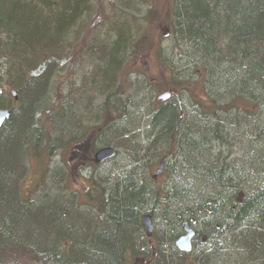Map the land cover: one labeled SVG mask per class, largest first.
Returning a JSON list of instances; mask_svg holds the SVG:
<instances>
[{
  "label": "trees",
  "instance_id": "1",
  "mask_svg": "<svg viewBox=\"0 0 264 264\" xmlns=\"http://www.w3.org/2000/svg\"><path fill=\"white\" fill-rule=\"evenodd\" d=\"M89 10L88 0H0V58L10 62V76L17 81L12 86L19 93L17 102L0 96V110L12 111L0 131V262L17 255L53 264H129L130 258L144 254L153 264H168L163 254L165 248H172L167 236H177L186 219L194 220L212 240L211 248L197 252L196 264H264V0H175L169 50L165 55L161 48L158 51L169 73L170 103L146 115L141 127L146 129V140L135 148L146 160L160 141L163 147L172 140L168 150L182 168L183 181L195 184L183 191L175 207L170 205L171 192L164 187L160 191L153 187L151 192L145 178L129 171L123 179L115 177L112 187H102L103 181L96 183L93 178L101 188L93 191L98 207L91 194L87 198L91 208L86 209L75 195L45 194L49 210L39 209V217L29 211L38 208L33 207L37 203L25 201L18 189L25 162L31 152L39 153L53 140H45L42 130L47 129L40 128V119L47 116L52 121L53 146L79 131L68 112L70 101L67 108L60 105L57 110L48 93L51 73L63 64L65 42ZM130 36L126 27L115 31L105 47L109 50L102 57L105 64L91 81L101 97L107 96L102 109L121 97L116 85L118 62ZM145 44L136 45L139 52ZM184 60L189 64H176ZM38 72L42 77L36 76ZM197 85L209 100L208 114L202 103L191 100ZM127 105V101L118 105L124 107L125 117ZM188 107L193 112H187ZM229 120L236 122L231 140L226 128ZM110 128L116 137L133 133L118 122ZM234 165L235 178L230 174ZM249 175L253 184L258 183L256 193L240 207L233 200L244 187L237 179ZM147 209L160 210L164 222L159 230L163 235H158L153 249L142 241V216ZM25 223L38 224V230L23 228Z\"/></svg>",
  "mask_w": 264,
  "mask_h": 264
},
{
  "label": "rangeland",
  "instance_id": "2",
  "mask_svg": "<svg viewBox=\"0 0 264 264\" xmlns=\"http://www.w3.org/2000/svg\"><path fill=\"white\" fill-rule=\"evenodd\" d=\"M92 7L88 15L85 13V15L81 16L80 20L77 21L78 23L71 30L65 45L63 64L52 72L53 74L56 73L54 77H52L51 73L52 84L50 93H48L50 100L53 99L57 110L60 105L61 108L63 106L67 108L68 106L65 104L70 101L72 107L71 110L68 109V112L78 122L79 131L56 140V144L53 146L52 142H54L55 133H50L49 130L52 121L47 116H43L39 121V126L47 129L42 130L44 138L49 142L51 139L53 140L45 148H40L39 153L31 152L29 160L25 162L26 165L24 164V174L18 186L22 193L21 197L25 201L37 203L33 207L37 206L36 208L38 209H29L30 212L35 211L36 217H39V209L43 212L49 210V205L47 206L44 202L45 194H50L51 197L75 195L77 203L83 206V209L90 207L89 199L87 198L91 194V197L93 196L95 199L94 205L98 207L99 203L96 193L93 191H101V188L95 184L101 180L103 181V184L100 182L102 187H107L106 184L112 187L115 184L114 178L120 169L132 168L131 162L135 158H137L139 165V167H135L139 168L137 178L141 176L142 178L151 179L162 162L159 161L163 160L162 150L172 142V140L168 141V144L161 147L160 144H164V142L160 141L157 144L158 146L156 145L151 151H148L146 160L143 159L144 153L139 155L138 149H135L146 140V129L142 128L144 132L141 130V127H144L143 124L146 122V115H151L160 106L167 104V102L170 103V99L166 102L159 100L162 95L172 93V88L169 87L171 86L168 77L169 73L164 70L165 67L163 66V61L158 57V51L161 48L162 54L168 53L170 46V38L168 37L172 34L171 30L168 31V29L175 9V0H116L115 2L102 4L98 0H93ZM151 13L153 14L152 16H147V14ZM124 24L125 26H122ZM122 27H126L131 36L130 41L125 45V53L119 57L120 62H118L121 66L116 85L121 97L112 106H106V109H102L107 96L101 97L99 87L91 85L93 76L99 71V67L101 66L102 68V64H105L103 56L101 57L97 49L104 48L105 50V47L112 42L115 31ZM143 43L146 44L142 47V51L139 52L136 45L139 46ZM106 52H109V50H105ZM99 56L100 59H98ZM2 63H5V68L0 69V96L6 100L12 98V90L7 88V85L11 82H9L10 80L7 81L8 75L5 72L9 69L10 62L7 64L4 59L0 58V65ZM176 64L187 65L189 63L184 60L177 61ZM194 93L195 95L192 96L191 100L194 103H202L204 113L208 114L211 107L203 87L197 85L194 88ZM182 98V96H177L180 102L182 100L187 102ZM14 101L16 102V100ZM122 101H127L128 103L126 106V117L124 107L118 106L122 104ZM115 108H118V110ZM182 108L184 107L182 106ZM102 110L103 120L101 123H96L98 121L96 116L98 117ZM193 110V108H189L187 112L191 113ZM204 120L206 121V119ZM117 122L118 124L121 123L127 130L133 131L128 138L123 137L124 139H129L128 142L123 141L122 137H116L111 132L110 127ZM210 124L214 123L211 121ZM226 124L228 133L230 134L231 132L228 139L231 140L234 133L232 130H236V122L229 120V122L226 121ZM139 132H142L141 135L138 134ZM84 134L85 136H83ZM100 134H102V137H100ZM73 137L80 140L74 141ZM77 145L87 148L84 155L89 159L99 149L107 147V145L115 149L116 156L106 161V163L104 162L105 164L97 165L92 162L83 168H81L82 166L77 167L79 163L73 154L74 147ZM51 149L52 151H50ZM232 150L236 151V149ZM157 151L160 152L159 156L156 154ZM212 154L214 155V152ZM232 158L233 155L229 160H232ZM200 163H202L201 166L204 165L201 160ZM171 165L173 166L172 169L168 168V171L172 170L171 173H166L165 171L162 179L154 183V189L160 191L164 187L166 191L171 192L172 199L170 202L172 204L170 203V205L175 207L178 201L182 199L181 194H184L183 191L187 187L192 189L191 186L195 184L194 181L189 180L186 183L183 181L182 168L181 166L177 167V162L171 160ZM93 178L96 179V183H94ZM111 180L112 182H109ZM257 184V182L251 183L250 188L247 187V189L244 188L242 190L244 193L253 192L257 189ZM174 187L177 188V191H173ZM145 213H150L155 218L154 220L158 226H164L160 210L154 212L147 209ZM34 227L38 230V224L37 226L36 224L30 225L28 223L23 225V228ZM142 235L143 243L145 242V245L153 249L158 245V235L161 236L163 234L157 230L155 237L153 236L151 240L146 238L144 232ZM210 243L209 240L206 241L208 246H210ZM208 246L203 247L202 250H206ZM151 261V258L141 254L135 259L130 258L129 264H153ZM0 264L53 263L11 255L3 258Z\"/></svg>",
  "mask_w": 264,
  "mask_h": 264
},
{
  "label": "bare ground",
  "instance_id": "3",
  "mask_svg": "<svg viewBox=\"0 0 264 264\" xmlns=\"http://www.w3.org/2000/svg\"><path fill=\"white\" fill-rule=\"evenodd\" d=\"M19 1H22V0H19ZM38 1V0H37ZM52 1V0H51ZM58 1H64V0H55V2H58ZM92 1L93 0H88V6H89V9H92L93 7H92ZM99 2V1H98ZM90 11V10H89ZM67 42V41H66ZM66 42H65V44H66ZM105 49H107V48H105ZM98 50V52H99V54L101 55V57L105 54V50H104V48H102V49H97ZM108 50V49H107ZM98 59H100V56H99V58ZM5 62L8 64L9 63V61H7V60H5ZM10 64V63H9ZM5 63H2L1 65H0V69L1 68H5ZM11 65H9V67H10ZM40 67H42V66H40ZM99 68H101V66L99 67ZM10 69L11 68H9V69H7L5 72H6V75H8V79H7V81H9V82H11V83H9L8 85H7V88L9 89V90H12V92H11V96L13 97V95H12V93H16L17 94V101H18V89L16 88V87H14L13 88V86H12V82H14L15 84H16V79L13 77V76H10L11 74V71H10ZM10 76V77H9ZM36 76L37 77H42L41 75H40V72H38L37 74H36ZM14 80V81H13ZM167 94V93H166ZM170 94V93H169ZM171 95V94H170ZM171 97V96H170ZM4 98V97H3ZM14 98V97H13ZM9 100H11L10 98L9 99H7V101H9ZM15 100V99H14ZM16 101V102H17ZM8 111H10V113H11V115H12V111L11 110H8ZM102 112H103V110L102 111H100V114H98V117L96 116V119L97 120H99V119H101L102 118ZM11 115H10V118H11ZM10 118L7 120V122L6 123H8V121L10 120ZM6 123H5V125H6ZM5 125L3 126V128L5 127ZM2 128V129H3ZM1 129V130H2ZM170 146V145H169ZM169 146H167V149L166 150H163V160H162V162L159 164V167H158V169L156 170V175H159V176H161L162 175V173H163V171L165 172L166 171V173H171V171L172 170H170V171H168V168H170V169H172V165H171V160H173L174 158H172V154H171V151L170 150H168L170 147ZM115 150V149H114ZM168 150V151H167ZM165 158V159H164ZM132 163V168H130V169H125V168H121L120 169V171H119V173L117 174V176L116 177H118V176H126L127 175V172H129V171H135L136 172V174L138 173V170H139V168H135V167H139V165H138V162L137 161H133V162H131ZM178 163V162H177ZM246 164V163H245ZM244 164V165H245ZM171 166V167H170ZM243 166V165H242ZM177 167H178V164H177ZM242 168V167H241ZM160 169H162V172L161 173H159L160 172ZM217 168H215V167H213L212 168V170L215 172V170H216ZM236 171H237V166L236 165H234L233 166V168L230 170V174L234 177V175L236 176ZM154 173V174H155ZM123 176H122V179H123ZM144 178V177H143ZM235 178V177H234ZM146 179V181H148L149 182V185H148V188H149V190L151 191V192H154V190H153V187H154V183L155 182H153L150 178H145ZM238 180V182L240 183V185L242 184L244 187H241L240 188V190L237 192V194L236 195H234L233 196V200H234V202H235V204L236 205H240V207L241 206H243L244 204H245V202L249 199V198H251L256 192L255 191H253V192H250V193H244L243 192V190H244V188L245 189H247V187H251V179H250V175H249V177L248 176H245V177H242V178H238L237 179ZM199 181H201V179H199ZM226 181H228V177H226L225 175H224V177H223V182H225L226 183ZM243 189V190H242ZM145 216H150L152 219V223H153V231H152V235H151V237H148V234H147V232H146V230H145V227H144V225H143V218L145 217ZM155 218H153L152 217V215L150 214V213H145L143 216H142V226H143V232H144V234H145V236H146V238L147 239H151L153 236L155 237V234H156V232H157V230L159 231L160 230V225L158 226L157 225V223H156V221L154 220ZM188 225V228L190 229V230H192L193 232H194V237L192 238V240L190 241V246H189V250H186V249H183V248H181V247H178L177 246V243L180 241V239L181 238H183V237H185L186 235H187V232H186V229H185V225ZM199 239H200V241H199ZM207 240H209L210 242H212V240H211V238H210V236H208V235H206V234H202L200 231H199V229L195 226V221L194 220H192V221H188V220H186V219H184L182 222H181V229H180V231H179V233L177 234V236H171V237H169V236H167V242H171V246H172V248L170 249L169 247L168 248H165V250L163 251V254H164V256H166L167 258H166V261H167V263L168 264H196V262H195V257L198 255V253L197 252H204L205 251V249H204V251L202 250V248L203 247H205V246H208L207 244H206V241ZM199 242H200V244H199ZM212 244L210 243V246H208V249H209V247L211 248L212 246H211Z\"/></svg>",
  "mask_w": 264,
  "mask_h": 264
},
{
  "label": "water",
  "instance_id": "4",
  "mask_svg": "<svg viewBox=\"0 0 264 264\" xmlns=\"http://www.w3.org/2000/svg\"><path fill=\"white\" fill-rule=\"evenodd\" d=\"M99 3H105V2H112L113 0H98ZM14 99L17 101V94L12 93ZM170 94H164L162 95L159 100L166 102L170 99ZM10 111L8 110H0V131L7 122V120L10 118ZM116 156V151L113 148H104L100 151L97 152L95 159L97 163H104L108 160L113 159ZM162 172V169H160V172ZM152 218L150 216H145L143 218V225L145 227V230L148 234V237H151L152 231H153V223H152ZM185 229L187 232V235L183 238L180 239V241L177 243L178 247H181L183 249L189 250L190 246V241L194 237V232L188 228V225H185Z\"/></svg>",
  "mask_w": 264,
  "mask_h": 264
},
{
  "label": "flooded vegetation",
  "instance_id": "5",
  "mask_svg": "<svg viewBox=\"0 0 264 264\" xmlns=\"http://www.w3.org/2000/svg\"><path fill=\"white\" fill-rule=\"evenodd\" d=\"M85 135V134H84ZM105 148V147H104ZM87 148L86 147H81L80 145H77V146H75L74 147V152H73V154H74V156H75V158H76V161H78V163L79 164H77V167L78 166H82L81 168H83L84 166H86L87 164H90V163H92V162H94V163H96L97 165H100V164H105V163H97L96 162V159H95V156H96V154H97V152L98 151H100L101 149H103V148H101V149H99L94 155H93V157L92 158H87L85 155H84V153H85V150H86ZM77 154H78V156H77ZM165 175V172L163 171V173H162V175L161 176H159V175H156V174H153L152 175V178H151V180L153 181V182H158V181H160L161 179H162V177Z\"/></svg>",
  "mask_w": 264,
  "mask_h": 264
}]
</instances>
